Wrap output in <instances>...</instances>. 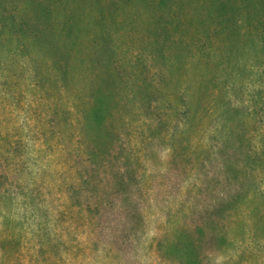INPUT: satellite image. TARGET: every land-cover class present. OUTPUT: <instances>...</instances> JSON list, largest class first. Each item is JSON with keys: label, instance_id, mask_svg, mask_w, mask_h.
I'll list each match as a JSON object with an SVG mask.
<instances>
[{"label": "rangeland", "instance_id": "1", "mask_svg": "<svg viewBox=\"0 0 264 264\" xmlns=\"http://www.w3.org/2000/svg\"><path fill=\"white\" fill-rule=\"evenodd\" d=\"M4 261L264 264V0H0Z\"/></svg>", "mask_w": 264, "mask_h": 264}, {"label": "trees", "instance_id": "2", "mask_svg": "<svg viewBox=\"0 0 264 264\" xmlns=\"http://www.w3.org/2000/svg\"><path fill=\"white\" fill-rule=\"evenodd\" d=\"M6 241H7L6 239H4V240L1 241L2 247L5 245ZM19 242H20V244H23V241L21 239L19 240ZM16 255H18V254H15V255L11 256L10 259H9V261H12V259H13V261H15V256ZM4 263H5V261L2 264H4Z\"/></svg>", "mask_w": 264, "mask_h": 264}]
</instances>
